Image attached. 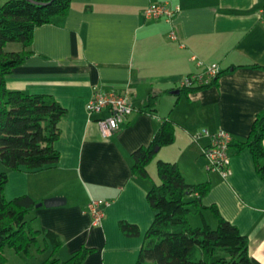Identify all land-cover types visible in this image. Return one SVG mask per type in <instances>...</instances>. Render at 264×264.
<instances>
[{
    "label": "crops",
    "instance_id": "obj_1",
    "mask_svg": "<svg viewBox=\"0 0 264 264\" xmlns=\"http://www.w3.org/2000/svg\"><path fill=\"white\" fill-rule=\"evenodd\" d=\"M161 3L179 11L171 18H145L148 6ZM263 6L264 0H72L66 14L34 28L31 54L6 76L5 85L51 95L66 110L53 144L59 158L38 170L3 169L4 196L29 195L37 203L65 199L35 207L27 216L35 228L61 241L54 254L60 261L81 245L95 248L84 264L137 261L155 211L147 198L151 182L132 175L131 153L149 145L162 121L170 119L175 141L159 148L155 160L176 162L189 183L209 181L202 211L192 207L200 225H217L210 210L215 206L248 237L253 264H264V178L251 151L232 146L249 138L264 110ZM198 60L225 70L217 85L174 93L187 75L202 69ZM94 87L126 91L134 107L109 137L101 135L98 115L85 109ZM152 94H159L156 112L140 110ZM203 128L233 137L227 178L207 168L204 148L210 140L193 138ZM92 199L109 202L100 225L87 213ZM120 221L137 225L140 233L125 234ZM52 248L41 233L26 255L6 248V264H29L30 255L40 264ZM39 254L44 258L35 259Z\"/></svg>",
    "mask_w": 264,
    "mask_h": 264
},
{
    "label": "trees",
    "instance_id": "obj_2",
    "mask_svg": "<svg viewBox=\"0 0 264 264\" xmlns=\"http://www.w3.org/2000/svg\"><path fill=\"white\" fill-rule=\"evenodd\" d=\"M72 0H5L0 5V163L8 170H38L57 162L54 142L60 131L58 122L66 110L48 94H30L6 88L5 78L13 68L31 54L34 28L49 23L54 16L68 11ZM8 42H19V52L5 50ZM254 66V65H253ZM256 67V66H255ZM218 77L209 85L181 86L180 93L199 91L217 85ZM159 94H152L140 110L156 112ZM176 137V124L164 119L151 143L131 153L132 175L150 181L147 191L154 220L146 232L145 241L134 264H253L249 254L248 237L225 219L212 206L217 225L204 222L192 225V207L202 211L201 203L210 191V182L189 183L176 162L156 160L159 182L152 179L149 165L156 159V148L171 145ZM264 110L259 113L246 141L233 143L238 150L249 149L258 172L264 178ZM6 170L0 171V264H6L5 249L26 255L43 233L53 242L51 254L40 264H84L95 251L81 245L63 261L54 256L61 241L51 232L35 228L27 216L37 202L29 195L6 199L4 187ZM119 227L127 235L140 233L137 225L120 221Z\"/></svg>",
    "mask_w": 264,
    "mask_h": 264
},
{
    "label": "built area",
    "instance_id": "obj_3",
    "mask_svg": "<svg viewBox=\"0 0 264 264\" xmlns=\"http://www.w3.org/2000/svg\"><path fill=\"white\" fill-rule=\"evenodd\" d=\"M178 11V6H173L169 3L152 4L144 10V15L147 19L171 18ZM262 18L264 19V6ZM170 37L173 40L177 39V34L174 30L170 32ZM197 65L202 67V69L187 75L182 86L197 87L209 85L218 77L221 71L216 63L206 65L203 61L198 60ZM85 109L88 115H98L95 121L99 131L103 137H109L120 128L121 124L132 113L134 107L126 91L119 92L113 89L94 87ZM202 137H207L210 140L209 145L204 148L208 170H218L224 178H227L231 175L230 147L233 142L232 135L225 130L211 132L208 128H203L193 135L194 140ZM108 205V201L97 199L89 201L87 213L93 225L102 223L105 208Z\"/></svg>",
    "mask_w": 264,
    "mask_h": 264
},
{
    "label": "rangeland",
    "instance_id": "obj_4",
    "mask_svg": "<svg viewBox=\"0 0 264 264\" xmlns=\"http://www.w3.org/2000/svg\"><path fill=\"white\" fill-rule=\"evenodd\" d=\"M4 1L5 0H2V3ZM20 48H21V43H19V42H8L5 45V50H7V51L8 50H14L15 51V50H19ZM155 161L156 160H154L152 162V166H150L149 169H150V172H151L152 176L155 178V180L157 182H159V177H158V174H157ZM153 166H154V169L152 168ZM3 169H4V166L0 163V171L3 170ZM189 218H190V221H191L192 225H194V226L200 225L202 223L200 215L196 214L193 209L189 213ZM5 251H7V249H5ZM39 255H41V254H39ZM28 258H29V262H28L29 264H37L36 261L34 260V258H32V255H30ZM39 258H44V254H42L41 256H36L35 259H39Z\"/></svg>",
    "mask_w": 264,
    "mask_h": 264
},
{
    "label": "water",
    "instance_id": "obj_5",
    "mask_svg": "<svg viewBox=\"0 0 264 264\" xmlns=\"http://www.w3.org/2000/svg\"><path fill=\"white\" fill-rule=\"evenodd\" d=\"M174 93H179V91H173ZM159 148H156V151H158ZM65 202V199L63 197H53L49 199H44L41 203H37L36 207L39 206H45V207H52V206H57L60 204H63Z\"/></svg>",
    "mask_w": 264,
    "mask_h": 264
}]
</instances>
